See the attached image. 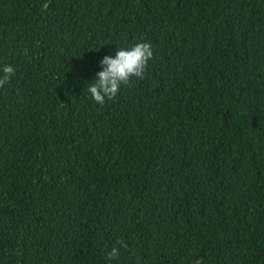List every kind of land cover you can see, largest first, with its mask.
<instances>
[{
	"label": "trees",
	"instance_id": "16d2710c",
	"mask_svg": "<svg viewBox=\"0 0 264 264\" xmlns=\"http://www.w3.org/2000/svg\"><path fill=\"white\" fill-rule=\"evenodd\" d=\"M6 65L0 264H264V0H0Z\"/></svg>",
	"mask_w": 264,
	"mask_h": 264
},
{
	"label": "clouds",
	"instance_id": "9594fccd",
	"mask_svg": "<svg viewBox=\"0 0 264 264\" xmlns=\"http://www.w3.org/2000/svg\"><path fill=\"white\" fill-rule=\"evenodd\" d=\"M154 50L150 43H137L130 48H118L113 58L106 55L102 59V70L98 72L94 83L87 86L92 99L99 105H104L106 100H113L122 86H128L133 78L143 80L149 61L153 59ZM3 76L0 77L2 88L15 75V69L4 66ZM127 247V245H123ZM120 255V250L113 247L107 253L108 260H115ZM196 264H201L197 261Z\"/></svg>",
	"mask_w": 264,
	"mask_h": 264
}]
</instances>
